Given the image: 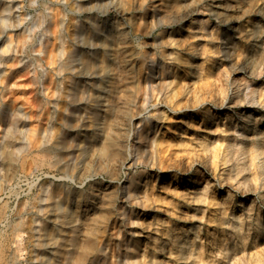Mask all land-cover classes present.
<instances>
[{
	"label": "bare ground",
	"instance_id": "obj_1",
	"mask_svg": "<svg viewBox=\"0 0 264 264\" xmlns=\"http://www.w3.org/2000/svg\"><path fill=\"white\" fill-rule=\"evenodd\" d=\"M158 1L163 9L161 11L153 10L154 23L158 27L166 28L164 39L161 43L156 42V44H161L163 47L166 46L164 52L170 61L167 66V68L170 67V75L169 78L166 77L168 80L161 78L165 69L160 63L161 61L146 56L150 58L147 65L149 71L147 70L148 75L146 77L143 76L145 78L144 80L142 79L144 82V85L143 83L142 85L145 86L148 81L149 86L151 83H155L159 91H162V89L166 90V99L163 97L165 99L163 106L157 108L155 118H146L145 120H148L149 123H143L138 128L133 126L135 124L134 117L141 115L143 109L136 106L137 103L134 106V110L133 108L131 109L133 104L130 102L131 92H133V87H135L133 69L136 67L138 57L137 52L130 49L128 45L122 0H78L70 11L68 27L66 9H64L66 7L64 5L60 9H57V7V26L53 23L54 19L49 18L52 19L50 21L54 24L53 26L57 27L56 30L50 31L51 27H47L43 32H39L34 40L37 43L32 48L34 52L32 60L36 62V65H33L32 60L25 58L26 56L22 54L25 40L30 33L20 34L22 26L19 21L23 18L24 13L20 11L21 6H19L18 0L3 1L0 13V172L3 169L4 174H6L8 170L10 171V168L12 169L11 155L18 157L25 147H29L31 144L34 145L33 142L37 130L36 124L32 127L29 126L30 128L27 126L26 119L29 116L26 109L23 108V103L16 102L13 105L12 99L8 96V94L13 92V87H16L21 92L22 99H25L22 82L12 81L14 71L18 69V71H25L29 75V83L33 87L32 99L40 95L45 100V104H48L47 112H45L47 117L45 115L46 119H44V123L46 122L47 125L45 128H41L40 135L37 138L38 142L51 141L54 119L56 115L58 116V101L63 97L65 102L59 113L61 133L57 136L58 138L52 139V142L60 149V152L67 154L63 165H70L73 171L71 178L77 183L82 182L88 175H94L95 170L98 169L103 170L110 178L109 182L89 180L90 182L85 189L84 195L82 190L73 189L69 183L53 185L48 182L39 197L40 203L37 213L32 218L29 231L26 233L27 239H24V234L21 233L13 235L12 244L10 245L11 253H9L11 260H16L18 251L24 249V246L22 247L23 242L26 247V242L31 241L29 249L30 261L28 264H110L107 261L108 250L106 248L110 239V235L105 233L107 225H110L111 229H115L114 231L112 230L115 233V240H117L115 245L117 248H121V251L128 248V242L130 241L125 230L129 217L127 208L123 207L119 211L123 224L112 220L110 212L115 211V202L118 198L120 200V197H123L122 199L129 201L132 199V195L134 197L137 194L148 204L146 206L147 209L151 210L153 204L157 207L159 203H164V206L171 211L172 217L178 220L177 223L174 222L175 224H172L170 220L168 221L159 217L156 213L154 214L155 219L152 223H156V232L160 231L161 236H154L153 238L151 236L152 246L147 252L148 264H204L201 256L202 245L199 246V242L197 243V239H201V228L199 224L196 225L194 223V226H187L185 223L191 222L188 221V218H195L198 222L202 221L205 213V203L213 204L214 208H212V211L216 212V214L212 215V221L219 227V232L221 233L218 236V238L220 237L219 240L217 238L214 243L215 250L213 252L217 259L213 263L253 264L255 260L254 254L246 249L249 246L248 242L256 237V230L251 225L250 205H247L248 212L246 211L244 216L242 214H231L230 216L231 212L228 210H230L231 206L232 193L227 189L226 195L221 198L214 193H210V179L205 172L194 170L190 172L191 174L187 173L188 175L185 178H181V185H175L174 188H171L177 198L176 201L171 198L166 200L159 195L154 198L151 197L146 180L141 186L142 189L136 190L135 188L138 185V182L135 181L136 176H129L127 181L124 182L125 185H119L120 183L117 184L113 181L114 179L116 180L120 167L126 160L132 159L135 163L141 162L145 165L147 161H150L151 167H153L156 163L162 162V155H165L164 153L168 151V155L180 152L186 156H184V160L182 159L181 174L186 172L188 167L191 168L194 158L205 160L213 172L218 168L220 162L223 164L226 162L230 163V167L222 169V173L224 169H227L223 178L235 182L236 185H239L244 190L249 185L245 180L248 175H245L244 172L248 170V165L251 166L254 163L255 152H261V148L255 143L257 140H254V137L260 134L261 131L259 130L258 134L254 132L250 123L252 119L251 105L263 103L264 87L259 83L251 85L247 80L237 76L234 77L231 95L227 96V93L224 92L221 96L225 100L227 98L231 99L232 103L237 105L238 110L234 112L236 113L235 119L227 125L225 124V128L224 125L222 127L227 139L223 145L224 151L221 158L218 154L220 153L219 149L217 151V142L213 141L212 138L214 137L211 138L209 135L210 131L198 125L199 128H196V124H192L194 128H192L191 132L176 124V126L172 127L178 130L177 136L171 134L168 138L162 137L159 127L168 118V110L183 109L189 107L191 103L192 105L195 104L198 90H203L210 82L214 84L213 86L218 87L219 90L224 91L223 82L221 81L224 70L219 64V57L216 60L213 58L216 61L214 64L210 61L206 62L207 64L205 61L199 62L200 57L199 61L194 60V54L197 52L195 43L189 46L186 53L189 55L188 57L187 55L182 56L180 52L178 40L175 36L177 32L174 29L175 24L178 23L180 25L179 22L188 15L190 19L188 27L191 30H196V28L198 30L203 24L198 17L200 15L199 9L193 7L195 0ZM213 3L208 6L207 10L214 17L213 20L217 24L224 25V30L221 28L223 30V33L221 32L222 49L208 51L213 54H218L220 51V57L226 58L229 64L228 68L232 69L234 62L231 60V55L235 51L237 39L243 35V31L236 21L239 16L232 18V14H227V0H213ZM49 6L51 10V5ZM96 7H101L104 10V14L97 18L90 15ZM110 7L114 8L111 16V13L108 12ZM260 8L264 9V0L260 4ZM75 9L78 12L84 11L88 14L86 22L90 21L88 24L91 26L90 31H87L88 33L84 32V30L79 31V28L84 29L86 25H80L76 12H73ZM141 21H143V18ZM259 28L260 24H255L251 30L253 29L252 32H254ZM216 29H219V26ZM229 29H233V31L229 32ZM214 33L215 31L212 30V43L215 41ZM196 35H198L197 32ZM248 35L253 42H259L261 39L258 35L252 33H248ZM8 59L14 61L11 66L14 65L15 68L5 72L3 67H5L4 65ZM242 59H246V57H242ZM144 64L146 65V63ZM181 67L185 68V70L182 69L185 74H188L190 69L192 74L187 79L189 82L187 85L188 90H183L186 94L187 92L191 94L190 99L184 100L188 105L184 101L181 102L179 97H177L178 93H181L176 82L177 78H179L178 74ZM240 68L243 69V66ZM231 75L233 74L231 73ZM151 90L153 89L151 88ZM140 92L142 95L144 94L141 89ZM205 113L206 116L212 119L217 116L216 112L209 109L205 110L201 115L203 116ZM183 114L189 115L185 110ZM16 118L18 124L14 127ZM141 118L139 117V121ZM229 119L231 121V117ZM180 123L182 124V122ZM164 124L166 123L164 122ZM166 125L169 127V124ZM131 126L132 129L136 130V137L128 146L127 139ZM14 131L20 134V140L12 142ZM219 144H223V141ZM257 144L261 143L258 142ZM170 150L172 152H169ZM172 158L174 159V157ZM27 168H30V171L32 169L31 166ZM90 170L92 173L85 174V171ZM9 174L7 175L9 176ZM183 176L185 175L183 174ZM66 178H69V176ZM72 179L70 180L73 181ZM168 186H170L169 183ZM239 202L242 203L243 200ZM21 215L23 216V214ZM18 218L15 220H18L16 224L19 226L24 219L22 217ZM145 252V248L142 247L140 258L146 257ZM117 257L119 263L125 262L121 253H117ZM163 257L166 258L162 259ZM139 261V257L134 259V264H139ZM140 264H144V262L141 261Z\"/></svg>",
	"mask_w": 264,
	"mask_h": 264
},
{
	"label": "rangeland",
	"instance_id": "obj_2",
	"mask_svg": "<svg viewBox=\"0 0 264 264\" xmlns=\"http://www.w3.org/2000/svg\"><path fill=\"white\" fill-rule=\"evenodd\" d=\"M3 1L4 0H2L0 2V13H1V9L3 6L2 3H4ZM45 1L47 4L45 3ZM77 1L78 0H53V1L52 0H18V2H19L18 4H19V6H21L20 11H22L24 13L23 18L19 21V23L22 26V31L20 32V34L23 35L25 33H30V35L27 36V38L25 40V46L23 47L22 54H23V56H26L25 58H29L30 60L33 59L34 52L32 51V48L37 43L34 40L37 38L36 35L39 32H41V31L43 32V30H45L47 27L48 28L51 27L49 29L50 31L56 30L57 27H55V26H57L56 20H57V16H58V13L56 12V10L60 9V7L62 5H64V7H66L64 9H66V11H65L67 14L66 18H68L66 20V23H67V27H68L70 11L74 8V4ZM139 1H141V2L139 3ZM262 2H263V0H251V1H248V0H229L228 1L227 0V4H228L227 5V10H228L227 14H229V15L232 14L231 15L232 18L239 16V18L236 21H237V24L241 27V29L243 31V35L237 39L235 51L231 55V60L234 62V66L232 68L233 70L228 68L229 64H228L227 59L224 58L223 56L220 57V55H221L220 51L218 54H216V53L213 54L210 51H208V50H212V49L213 50L222 49L221 48L222 47V33L224 30V25L217 24V22H215L213 20L214 17L212 15H210L209 11L207 10L208 6L213 3V0H195L193 3V7L198 8L200 11V15H198V17L201 19V21L203 23L202 27L198 28L199 32H198L197 28H196V30H191L188 27L189 23H190L189 15L186 16L185 18H183L182 21L179 22L180 25L178 23L175 24L174 29L177 31L175 33V36L177 37L178 47L180 48V52H181L182 56L187 55L186 53L188 51L189 46L191 44L195 43L196 47H197V52L196 53L194 52L195 53L194 54L195 56L193 57L194 60H197V61L200 60L199 62L205 61V63L206 62L208 63V61H210V62H212V64H214V63H216V61H215L216 58L217 57L220 58L219 64L221 65L222 69L224 70V74L221 77V81L223 82L224 91L219 90L218 87L213 86L214 84H211V82H210L206 88H203V90H201V89L198 90V93L196 95V99H197L196 103L193 105L191 103L189 106L190 108L186 107L183 109L168 110V112H169L168 118L164 122L166 124H169V127H168V125L164 124V122L159 127L161 129L162 137L165 136V138L166 137L168 138V136L170 137L171 134L172 135L175 134V136H177L176 134L178 133V130L173 128L174 125L176 126V124H178L179 127L183 126L189 132L192 131V128H194L193 125L196 124L195 125L196 128L201 127L204 129H208L210 131L209 135L211 138L214 137V138H212L213 141L217 142L216 143L217 151L219 149L220 153H218V154L221 158L222 153L224 151L223 145L227 139V136H225V134L222 131L223 130L222 127L224 125V128H225V126L229 122H232L236 117V115H235L236 113H234V112L238 111L237 107H236L237 105H234L232 103L231 99L227 98L228 100L227 99L225 100V99H222L221 96L223 95L224 92L227 93V96L231 95V92L233 90L234 77H236V76L238 78L247 80L251 85H256L259 83L262 87H264V85H263L264 84V9L260 8V4ZM49 5H51V10L49 9L50 8ZM213 5H215V3H213ZM122 8H123V12H124L123 16L125 18L124 25H125V29L127 31L128 45H129L130 49H133L137 52V57H138L136 67L133 69V76L135 79V87H133V92H131V98H130V102L133 104V105H131V106H133V107H131V109L133 108V110H134V106L136 105V103H137L136 106L141 107L143 109L141 115H137L134 117L135 124L133 126L135 128H138L143 123H146V124L149 123L148 120H145L146 118H149V119L155 118V115L157 113V108H160L161 106H163L162 104H163L164 100L166 99V97H165L166 96V90L162 89V91H159L158 88L156 87L155 83H151V84L149 83L150 84V86H149L148 85L149 81H148L146 83V85L143 86L144 85L143 80L148 75L149 69H147L148 68L147 65L149 64L150 58H153L154 60L159 59V61H161L160 63L165 68L161 78H163L164 80H168V78H169L170 67L167 68V66L170 63V61H169L166 53L164 52V50L166 49L165 48L166 46L163 47L161 44H158V43L156 44V42L161 43V41L164 39L166 27H158L154 23L155 21H154V18L152 16L153 10L161 11L163 9L161 3H159L158 0L157 1L156 0H143V1L142 0H122ZM113 10H114L113 7L112 8L110 7L108 9V12L111 13L110 16L113 15V13H112ZM95 11H96V13H95ZM53 12H54V14H53ZM73 12L74 13L76 12L75 14L78 16L77 19L79 20L80 25L81 24L86 25V28L85 27H84V29L79 28V31H82V30H84V32L90 31L91 26H89V24H88L90 21L88 23L86 22L87 21L86 17L88 16V14L84 11L78 12L76 9ZM52 14H53V17H52ZM101 14H104V10L101 7L94 8L93 13H90V15L92 17H95V18H97ZM49 18L54 19L53 23L55 24V26H53L54 24H52V21H50L52 19H49ZM142 18H143L144 22L141 21ZM255 24L256 25L260 24V28L257 31L252 32L253 29L251 30V28ZM177 26H178V28H177ZM218 26H219V29H216ZM221 28H223V30ZM27 30L30 32H28ZM149 30H150V32H149ZM212 30L215 31V33H214L215 41L213 43L211 41ZM232 31H233V29H229V32H232ZM196 32L198 33V35H196ZM201 33H202V35H201ZM248 33L258 35L259 38H261L260 41L259 42H253V40L251 38H249ZM155 38L157 39V41ZM153 39L155 40V42ZM202 39H203V41H202ZM204 42H205V44H204ZM215 42H217V43H215ZM144 54H146V55H144ZM146 56H148L150 58H148ZM188 56L189 55H187V57ZM199 57H200V59H199ZM242 57H246V59H242ZM236 58H237V60H236ZM206 59H208V60H206ZM13 62L14 61L12 59H10V60L8 59L6 61L5 65H4L5 67H3L5 69L4 70L5 72H8V71L12 70V68L13 69L15 68L14 65L11 66V64ZM32 62H33L32 63L33 65H36V62H34L33 60H32ZM144 63H146V65ZM241 66H243V69L240 68ZM36 69H38V67H36ZM182 69L185 70L184 67H181L179 69V74H178L179 78H177V80H176V82L179 86V90L181 91V93L180 92L178 93L177 97H179V100L181 102L184 101L185 99L191 98L190 92H187V94H186L185 91H183V90H185V89L188 90L187 85L189 82L187 79L190 77V75H192L190 73L191 69L189 70L188 74H185L184 73L185 71ZM251 69H253V71H251ZM181 71H182V73H181ZM231 73L233 75H231ZM13 75H14V77H13L12 81L17 80V81L22 82L23 87H24L25 99H22L21 92L18 89H16V87H13V92L8 94V96H9V98L12 99L11 102L13 105L16 104V102L17 103L18 102L23 103V108L26 109L27 115L29 116V118L26 119L27 120V126L32 127L36 124L37 130H36L35 137H34L35 138L34 139L35 143L33 142L34 145L31 144L29 146L30 148L25 147L22 150V152L18 155V157H14L13 155H11L12 156V160H11L12 169H13V167H15V168L13 170L10 168V171L8 170V172L6 174H4L3 169H1V172H0V240H2V241H0V255H1L0 264H28V262L30 261L29 249H30L31 241L26 242V247H25L24 242L22 243V247L24 246V249L18 251V254L16 255L17 256L16 260H11L9 258L10 257L9 253H11L10 252V245L12 244L13 237L15 236L16 233L24 234V236H23L24 239H27L26 233L29 231V226L31 224L32 218L37 213L38 205L40 203L39 197L42 193V190L45 188L44 186L48 182L53 184V185H57L58 183H69L73 189L82 190V193L84 195L85 189L89 185V182H90L89 180L94 179L95 181L103 180L104 182H109L110 178L103 170H99V169L95 170V174H94L95 176L94 175H88V177H86V179H84L82 182L77 183V181H75L71 178L73 171L71 170L70 165H68V166L63 165L64 158L67 156V154H65V153L62 154L60 152V149L58 148V146H56L52 142V139L58 138L57 136H59V134L61 133L59 113L63 108L62 106L65 102V99L62 97L58 101V105H59L58 116L56 115L55 119H54L53 130H52V136L53 137H52L51 141H43L42 143H39L37 138L40 135V130H41V128L42 129L45 128V126L47 125L46 122L44 123V121H45L44 119H46V117H47V113H45V112H47L48 104H45V100L40 95H38L39 97L32 99L33 87L30 86L29 75L26 74L25 71H18V69H17L14 71ZM143 76H145V77H143ZM229 76H231V77H229ZM166 77H168V78H166ZM142 83H143V85H142ZM153 85H155V86H153ZM141 86H142V88H140ZM143 87H144V89H143ZM149 87H151L153 90H151V88H149ZM154 87H156V88H154ZM228 88H230V89H228ZM140 89H141V91L142 90L144 91L143 95L141 94ZM138 93H139V95H138ZM137 98H139V99L137 100ZM140 98L141 99L143 98V100H141ZM181 98H183V100H181ZM141 101H143V102H141ZM149 102H151V103L154 102V103L151 104ZM184 103L186 105H188L185 101H184ZM36 104H37V106H36ZM191 106H193V107H191ZM35 107H37V108H35ZM206 108L213 111V112H216L217 116H215L214 119H212L209 116H206V113L202 116L201 114H203V112L205 110H207ZM251 108H252V112H251L252 113V119H251L250 124L253 127L254 132H257V134L261 131L260 134H258L259 136L256 135L254 137V140L255 139L257 140V141H255L256 145L261 148V152H259V151L255 152L254 163L251 166L248 165L249 166L248 170H246L244 172L245 175L246 174L248 175V177L245 178V180L249 184L246 186V188L244 190L239 185H236L235 182L228 181V180H225L223 178V175L226 173L227 169H224L223 173H222V171H223L222 169L224 167L228 168L230 163L228 164L226 162L223 164L222 162H220L218 168L215 170V172H213V170L210 168V166L208 165V163L205 160H198V159L194 158L191 168L188 167V170H186V172L181 174L182 167H183L182 159L184 160V158L186 156L180 152H176V153L168 155V153H167L168 151L164 153L165 155H162V157H163L162 162L156 163L155 165H153V167H151L152 164L150 161H147V163L145 165V164H142L141 162L135 163L132 159L126 160L124 162L125 164L123 163L122 166L120 167V170H119L118 176L116 177V180L114 179L113 181H114V183H117V184L120 183L119 185H125L124 182L127 181V178L129 176H136L135 181L138 182V185L135 188L136 190L142 189L141 186L143 185V183L146 180L148 183L147 184L148 192L150 193L151 197L154 198L156 195H159L161 198H165L166 200L171 198L174 201H176L177 198L175 197V193L171 188H174L175 185L180 186L181 185L180 182L182 181L181 178H185L188 174H191L190 172H193L194 170L197 172H202V173L205 172V174H207L209 179H210V193H212V194L214 193L219 198L224 197V195H226L227 189H229V191L232 193V200L230 203L232 207L230 206V210H228L229 212H231L230 216H231V214H234V215L242 214V216H244V213L246 214V211L248 212V209H247L248 206L247 205H250L249 208H251V210H250L251 225L256 230V237L251 239L248 242L249 246L246 247V249H248L250 252H252L254 254L255 260L253 261V264H264V147H263L264 146V143H263L264 142V137H263L264 133H262V132H264V99H263V103L252 104ZM184 110L189 115H187V116L184 115L185 114V113L183 114ZM201 110H202V112H201ZM45 115H46V117H45ZM139 117H142L140 119V121H139ZM230 117H231V121L229 119ZM198 118H199V121H198ZM202 119H203V121H201ZM14 121H15L14 127H16L18 124L17 118ZM185 121H187V122H185ZM190 121H191V123H190ZM180 122H182V124ZM43 123H44V125H43ZM170 124H171V126H170ZM216 125H218V126H216ZM163 128H164V130H163ZM164 131H165V133H164ZM214 133H216V134H214ZM135 137H136V130L132 129V126H131V129H130L129 135H128V139H127L128 140L127 141L128 146H129V144H131L135 140ZM261 137H262V139H261ZM11 140H12V142L20 140V134H18L16 131H14L13 137ZM222 141H223V144H219V143H222ZM261 141H263V142H261ZM258 142H260L261 144H257ZM262 144H263V146H262ZM169 152H172V151L170 150ZM177 155H178V157H177ZM170 157L171 158L174 157V159L173 158L171 159ZM68 160L70 162L69 157H68ZM178 161H180V162H178ZM42 163H43V165H42ZM25 165H26V167H25ZM30 166L32 167L31 171L29 170L30 168H27ZM154 166H156L155 170H154ZM25 168H27V169L25 170ZM30 172H31V174H30ZM89 172L92 173V171L90 170V171H85V174H88ZM155 173L158 175V177ZM7 174H9V176ZM14 174H15V176H14ZM183 174L185 176H183ZM65 175H66V177L69 176V178H66ZM160 177H162V178H160ZM70 179H72L73 181H71ZM80 183H81V185H80ZM168 183L170 184V186H168ZM75 186H76V188H75ZM165 194H167V195H165ZM122 198L123 197H120V200L118 198L117 201L115 202V211L110 212V217L112 218V220H115L116 222H120L123 224V220H122V217H121V214L119 211L122 210L123 207L127 208V210L129 211V217H128V220L126 222L128 224L126 225L125 230H126L127 238L130 241L128 242V248L121 251L122 249L117 248V246L115 245L117 240H115V237H114L115 233L112 232V230L114 231L115 229H111L110 225H107V227L105 228V233L110 235V237H109L110 239H109V242H108L107 247H106L108 250L107 261L110 264H121V262L119 263L118 257H117V253H119V254L121 253L122 258L125 261L124 263L122 262V264H134V259H136V258L138 259V257L140 259L139 264L141 261L144 262V264H148L147 252H148V249L152 246L151 240H150L151 236H152V238L154 236H161L160 231L156 232V229H155L156 223H152L155 219L154 214L156 213L159 217L166 219L168 221L170 220V222H172V224L177 223L178 220L177 219L175 220V217H172L171 211L168 210L166 206H164L165 205L164 203H159L158 204L159 206H157V207L155 204H153V206H151V210H150V209L146 208V206L148 204L145 201H143L142 198L140 196H138L137 194L134 197L132 195L131 196L132 199H130L129 201H126L125 199H122ZM240 200H243V202L240 203L239 202ZM29 202L30 203L32 202V203L30 204ZM25 206H27V207H25ZM204 207H205V213H204V217H203L202 221L198 222L197 220H195V218H191V219L188 218L189 219L188 221H191V222H186L185 224L187 226H194L195 224L196 225L199 224V226L201 228L200 229L201 239H197V243L199 242L198 243L199 246L202 245L201 246L202 259L204 261V264H214L216 259H217L214 252H213V250H215L214 243L217 241V238H218V236L221 235V233L219 232L220 231L219 227L216 226V224L212 221V217L216 214V212L212 211L213 210L212 208H214L213 204L212 203H210V204L205 203ZM21 214H23V216ZM18 217H22L24 219L23 223L19 224V226H18V224H16V222L18 220H15ZM232 218H234V217H232ZM18 219H20V218H18ZM27 219H28V221H27ZM13 222H15V223H13ZM179 223H181V222H179ZM15 224H16V226H15ZM219 238H218V240H219ZM210 241H211V244H210ZM142 247H144L146 250V252H145L146 257L144 256L143 258L142 257L140 258V250ZM209 250H210V252H209ZM130 257H131V259H130ZM165 258L166 257H163L162 259H165ZM8 262H10V263H8Z\"/></svg>",
	"mask_w": 264,
	"mask_h": 264
}]
</instances>
